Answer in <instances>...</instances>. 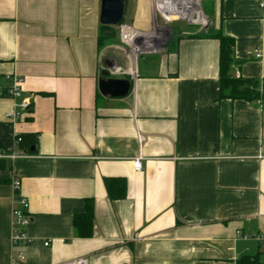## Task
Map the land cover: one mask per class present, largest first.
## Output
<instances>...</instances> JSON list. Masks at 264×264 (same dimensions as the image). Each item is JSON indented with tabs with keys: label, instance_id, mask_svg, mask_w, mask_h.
<instances>
[{
	"label": "crops",
	"instance_id": "crops-1",
	"mask_svg": "<svg viewBox=\"0 0 264 264\" xmlns=\"http://www.w3.org/2000/svg\"><path fill=\"white\" fill-rule=\"evenodd\" d=\"M262 1L131 0L126 23L138 29L190 18L194 29L142 57L129 94L111 98L98 91L101 58L126 56L118 31L98 48L101 0H0V92L23 78L30 108L13 130L36 135L34 153L0 169V264L264 263ZM208 20L234 39L228 74L256 80L255 100L221 97L219 40L189 36ZM13 104L0 96V121ZM106 177L125 178L124 198L108 197ZM14 178L31 216L21 248L10 241ZM86 199L93 229L81 238L73 216Z\"/></svg>",
	"mask_w": 264,
	"mask_h": 264
},
{
	"label": "trees",
	"instance_id": "trees-1",
	"mask_svg": "<svg viewBox=\"0 0 264 264\" xmlns=\"http://www.w3.org/2000/svg\"><path fill=\"white\" fill-rule=\"evenodd\" d=\"M126 3V0H124ZM125 7L123 18L120 23L124 21ZM119 23V24H120ZM117 26L100 25L98 34V48H102L111 39L117 35ZM191 37L211 36L219 40V85L220 95L223 94L224 89H229V94L226 96L233 99H244L248 101L255 100L259 96L257 81L254 79L233 78L228 74L229 67L233 62V45L234 39L224 35L220 31L213 34L203 32L193 33ZM179 36L174 40H170L167 47H174ZM36 135L33 133L17 134L13 130L11 122L0 121V150L7 153L15 151H23L26 154H32L36 148ZM6 161L0 159V169H4ZM107 195L110 199H122L126 195V180L123 177H106L104 179ZM73 228L77 237L86 238L91 236L93 229V202L91 199L85 200V210L82 213L73 216ZM238 264H264L261 263L256 256L242 257Z\"/></svg>",
	"mask_w": 264,
	"mask_h": 264
},
{
	"label": "built area",
	"instance_id": "built-area-1",
	"mask_svg": "<svg viewBox=\"0 0 264 264\" xmlns=\"http://www.w3.org/2000/svg\"><path fill=\"white\" fill-rule=\"evenodd\" d=\"M264 5V1L260 3V6ZM118 40L120 46L125 53L126 59L129 63L127 71H125L131 78L138 77V65L139 61L144 56L158 55L165 50L166 36L162 32L161 28H153L149 31H143L134 27L132 24L122 22L117 26ZM256 58L260 57V54L255 55ZM10 85L0 92V96H5L14 101V110L9 116L11 123L16 122L23 112H26L30 108V102L27 97H23L22 83L23 78L17 75L8 76ZM139 142H143L144 137L138 135ZM26 155L23 151H12L7 153L0 150V159L13 160L18 157ZM133 167L135 170L141 168V157H137L133 161ZM12 186L16 193L12 211H11V236L10 241L13 247L27 246L32 242V239L27 235L26 228L31 221V216L28 211V201L26 198L18 194L20 189V180L14 178L12 180ZM258 240L262 238L257 236ZM45 245L48 243L45 242ZM15 258L23 260L25 255L22 250H17ZM60 264H88L85 257H77Z\"/></svg>",
	"mask_w": 264,
	"mask_h": 264
},
{
	"label": "water",
	"instance_id": "water-1",
	"mask_svg": "<svg viewBox=\"0 0 264 264\" xmlns=\"http://www.w3.org/2000/svg\"><path fill=\"white\" fill-rule=\"evenodd\" d=\"M124 14V0H101L99 21L102 25L116 26L120 23ZM201 31L213 34V20H208L200 27ZM98 78V91L101 95L111 98L125 97L131 90V81L126 78L110 77V69H113L108 62Z\"/></svg>",
	"mask_w": 264,
	"mask_h": 264
},
{
	"label": "rangeland",
	"instance_id": "rangeland-1",
	"mask_svg": "<svg viewBox=\"0 0 264 264\" xmlns=\"http://www.w3.org/2000/svg\"><path fill=\"white\" fill-rule=\"evenodd\" d=\"M130 12H131V0H126L125 17H124L125 22H128ZM195 14L197 15L196 12H195ZM192 18L195 19L194 17H192ZM190 19L188 21L185 20V21H180V22H176V23H168V24L159 23V22H157V19L155 20L156 26H157V24L160 25L162 32L166 36V39H167L166 46L169 44L170 40H173V39L175 40L180 35V33L182 31H191V29H194ZM155 28L157 29V27H155ZM101 60H102L101 61V67L105 68L106 57H102ZM139 63H140V61H139ZM112 67H114V68L110 69V77H112V78H126L127 76H129L125 72V71H127L128 67H129V63L126 60V58H123V60L122 59L120 60L119 66L112 65ZM138 71H139V65H138Z\"/></svg>",
	"mask_w": 264,
	"mask_h": 264
}]
</instances>
